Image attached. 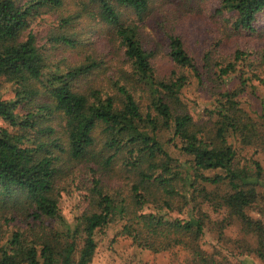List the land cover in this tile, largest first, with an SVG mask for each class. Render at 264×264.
Masks as SVG:
<instances>
[{
	"label": "trees",
	"instance_id": "16d2710c",
	"mask_svg": "<svg viewBox=\"0 0 264 264\" xmlns=\"http://www.w3.org/2000/svg\"><path fill=\"white\" fill-rule=\"evenodd\" d=\"M62 3L0 0V264H90L96 233L116 222L137 247L183 248L190 264L229 263L219 246L236 224L253 241L233 243L264 264V114L242 100L264 87V48L227 50L264 38V0H211L229 30L199 60L168 29L179 17L164 14V75L140 32L153 0H86L84 14L111 26L122 48L126 67L108 84L91 50L53 63L57 46L88 45L70 31L74 14L58 16L60 30L36 28ZM192 75L210 97L199 121L182 91Z\"/></svg>",
	"mask_w": 264,
	"mask_h": 264
},
{
	"label": "rangeland",
	"instance_id": "374dc122",
	"mask_svg": "<svg viewBox=\"0 0 264 264\" xmlns=\"http://www.w3.org/2000/svg\"><path fill=\"white\" fill-rule=\"evenodd\" d=\"M86 0H63V3L58 7L52 15L48 14L44 18L40 19L37 29L53 28L57 29L59 25V15L67 16L74 14L71 26V30L77 33V36L84 42H88L84 49L76 48L69 49L64 45H59L55 49L50 51L51 57H54V61L59 63L64 56H67V61L74 62L80 61L88 50H91L93 54L99 56L104 60V67L106 68L104 73L98 77V82L102 78L101 84H106L108 81L105 77L114 76L120 73L121 68H125L126 64L123 62L122 48L117 45V40L113 35L114 30L111 26L101 22L98 18H92L90 15L84 14L83 4ZM211 0H153V6L151 13L146 16L145 22L141 25V37L143 43L147 47L154 45L156 53L153 56V64L160 75L167 74L169 72L171 62L167 55L168 49L165 47L166 41H162L160 27L156 24V20L163 18L164 14L168 17L177 16L178 21L175 25H172L168 29H172V32L182 38L186 47L191 54L199 60L202 53L211 46L212 41L216 39V36L220 38L222 35H227L229 30L226 23H222L220 15L212 16V8H209ZM93 5H91L92 8ZM80 14V16H78ZM127 14V13H126ZM129 16H132L129 14ZM98 17V16H97ZM220 21H219V20ZM171 22V21H168ZM170 24V23H169ZM225 24L226 28L220 26ZM264 25V23H262ZM212 26L213 28H211ZM69 27V26H68ZM222 29V34H213L215 29ZM164 34H162L163 36ZM233 37V36H232ZM231 37V38H232ZM228 36V39H231ZM254 39V37H252ZM227 39V40H228ZM234 39V37H233ZM226 40V41H227ZM238 42L232 40L227 48L229 51L240 45L242 48L255 50L264 48V38L257 39L252 42ZM213 45V44H212ZM107 53L103 54L104 52ZM203 73V72H202ZM207 75V74H206ZM108 84V83H107ZM236 81L231 83V86H236ZM255 93L251 90H246L242 100L245 103V107L251 109L252 112H258L264 114V105L261 104V100L264 98V87L257 86ZM184 98L189 101L188 110L194 113V120L199 121L201 118H206L204 115V108L208 104L210 97L209 94L199 89L197 79L195 76L189 77V83L182 88ZM1 94L4 97L13 96L10 86L5 85L1 89ZM197 102V103H196ZM57 121L54 120L55 124ZM48 123V122H47ZM0 124H4L0 119ZM247 152H250L249 150ZM256 158L262 164L264 168V151H256ZM70 208V206H69ZM69 208L64 209L65 216L70 218L72 212ZM173 214H175L173 212ZM176 215V214H175ZM178 216H180L178 214ZM213 217H216L215 215ZM121 228V222H116L108 225L104 232L96 233L97 247L90 264H190V257L183 248H174L170 251L151 252L147 249L137 247L132 241L123 235H118V231ZM225 234L229 238V243L224 246H219L214 238H210L206 234L203 238L202 248L207 251H212L215 246H219V252L221 256L228 259L227 264H263L253 254H245L242 249L237 248L233 243V240L245 238L251 240L248 235H245L238 225L234 224L225 231ZM221 258V257H220ZM224 264V263H223Z\"/></svg>",
	"mask_w": 264,
	"mask_h": 264
}]
</instances>
